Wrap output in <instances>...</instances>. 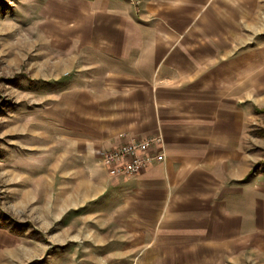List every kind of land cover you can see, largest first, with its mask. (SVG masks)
<instances>
[{
  "label": "crops",
  "instance_id": "crops-1",
  "mask_svg": "<svg viewBox=\"0 0 264 264\" xmlns=\"http://www.w3.org/2000/svg\"><path fill=\"white\" fill-rule=\"evenodd\" d=\"M249 1L47 2L71 35L48 148L62 143L54 157L83 174L65 219L95 220L84 240L66 224V252L81 254L68 264H224L264 238V183L249 175L247 52L233 23ZM159 133L163 162L109 176L106 153Z\"/></svg>",
  "mask_w": 264,
  "mask_h": 264
},
{
  "label": "rangeland",
  "instance_id": "rangeland-1",
  "mask_svg": "<svg viewBox=\"0 0 264 264\" xmlns=\"http://www.w3.org/2000/svg\"><path fill=\"white\" fill-rule=\"evenodd\" d=\"M48 1L0 0V233L7 235L1 239L0 261L6 264L77 260L80 252H66L71 248L63 241L66 224L73 238L95 235V220L80 222L73 214L65 219L71 207L65 202L83 174L64 171L62 157H54L63 153L62 143L48 148L56 143L48 107L63 93L69 75L56 65L63 63L71 40L65 26L48 15ZM245 4L233 23L243 25L241 51L247 52L249 175L261 174L264 183V0ZM224 264H264V238L241 245Z\"/></svg>",
  "mask_w": 264,
  "mask_h": 264
},
{
  "label": "built area",
  "instance_id": "built-area-1",
  "mask_svg": "<svg viewBox=\"0 0 264 264\" xmlns=\"http://www.w3.org/2000/svg\"><path fill=\"white\" fill-rule=\"evenodd\" d=\"M138 3V0H132ZM166 158L164 139L159 134L145 138H131L110 150L103 157L109 176L125 178L136 176L154 162H163Z\"/></svg>",
  "mask_w": 264,
  "mask_h": 264
},
{
  "label": "trees",
  "instance_id": "trees-1",
  "mask_svg": "<svg viewBox=\"0 0 264 264\" xmlns=\"http://www.w3.org/2000/svg\"><path fill=\"white\" fill-rule=\"evenodd\" d=\"M251 174H253V172Z\"/></svg>",
  "mask_w": 264,
  "mask_h": 264
}]
</instances>
